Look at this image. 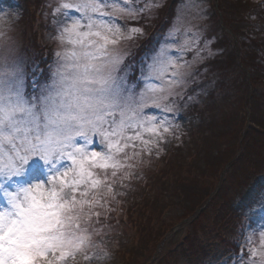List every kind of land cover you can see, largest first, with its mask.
<instances>
[{
	"label": "snow or ice",
	"instance_id": "6c2138e0",
	"mask_svg": "<svg viewBox=\"0 0 264 264\" xmlns=\"http://www.w3.org/2000/svg\"><path fill=\"white\" fill-rule=\"evenodd\" d=\"M6 4L0 0V11ZM137 11L143 9L129 0H63L54 18L64 51L56 53L49 80L40 84L33 78L32 96L18 60L0 57V196L5 201L0 207V264H57L81 250L90 242L81 227L85 206L99 203L92 190L104 183L100 177L107 178L109 167L111 176L117 175L121 159L132 158L125 150L135 149V141L156 144L168 132L164 119L144 113L150 104L159 107L181 82L180 66L167 46L142 72L145 87L138 99L116 75L122 62L116 46L141 29L132 27L125 37L115 16ZM145 134L155 139L145 140ZM96 135L101 144L106 142L105 153L89 155L76 146L77 137L87 145ZM64 160L71 165L64 167ZM93 168L105 171L94 173ZM30 173L36 178L18 182ZM247 255V264H264L255 251Z\"/></svg>",
	"mask_w": 264,
	"mask_h": 264
},
{
	"label": "rangeland",
	"instance_id": "374dc122",
	"mask_svg": "<svg viewBox=\"0 0 264 264\" xmlns=\"http://www.w3.org/2000/svg\"><path fill=\"white\" fill-rule=\"evenodd\" d=\"M61 2L63 0H37L32 2L28 0H7L4 10L0 11V57L16 58L24 75L27 76V66L35 58L33 56L30 57V54L25 51L23 46L25 42L24 36H22L25 28L23 18L24 14H29L34 11L33 8L35 5V9H38L40 13L38 16L40 19L36 25L44 35V41H47L46 43L48 45L56 47L57 51L63 52L64 46L57 39V19L54 18V9ZM129 2L137 10L143 9V11H137L133 15L127 13L117 14L115 21L120 27L121 34L125 37L128 35V30L132 27H137L141 31L131 40H121L118 46H116L115 51L122 58L116 75L123 81L125 91L138 99L145 87L142 72L146 71V65L152 63V58L159 53L160 49L167 46L171 58L180 66L179 71L181 76L179 79L181 82L172 89L173 94L168 96V99L163 101L159 107L150 104L144 108V113L148 117H155L158 120L164 119L167 122L166 126H168L169 130L167 133H164V139L158 140L156 144L150 143L145 146L140 141H135V149L129 147L125 150L132 158L121 159L122 167L117 170V175L112 177V169L109 167L106 170L108 173L107 178L104 176L100 177L101 180H104V183L98 189L92 190L95 192V196L93 197L94 201H99V203H94L91 208L85 206L86 215L81 226L87 229L90 242L81 250L70 252L63 260L57 261V264H125L128 259L126 260L123 254L127 244L132 243L130 242L131 239H136V237H133L134 231H131L129 228L126 229L128 226L125 224H121L118 227L116 225L114 227L113 225L105 224L98 226L93 224L94 219L98 220L99 215L100 218L109 212L117 211L121 196L127 198L128 203L130 200V202L134 201L132 198L137 199L139 197L142 199L144 196L147 198L150 197L148 190L144 193L143 187L145 184L143 185L142 181H148L146 184H149V171L151 175L153 167L155 168L157 165L159 167L160 164L164 165V157L168 153L172 154L173 159L181 160L180 162L183 163L185 160L188 161V154L198 150V154L196 153L198 156L195 158V170L198 169L199 172H202L205 169L209 173V170L204 164H209V162L214 160L207 157L203 152V148H206V145L202 146L204 140H206L205 136L212 137L214 140L210 143L208 142V147L218 148L217 151H222L223 155L225 154L223 157H228V160L219 166L221 167V171H219L215 179L216 184L211 185L210 190V187H206V182L209 181L206 178L204 185L199 188L205 194L208 191V201L210 203L216 205L219 202L220 206L222 205L221 210L218 208L212 212V204L211 207L207 204L204 213L200 216L201 223L210 222L211 224L213 222L209 217L211 212L215 216L217 212L228 210L230 209L228 201L233 207L235 200L237 198L239 200L242 197L240 201L243 202L242 207L244 208L241 214H250L257 221H260L259 230L261 233L258 242L260 249L258 250L264 260V198H258L256 196L248 198V191L246 189V187L249 189L247 182L249 183L250 181L256 182L259 180L261 185H264V134L262 131L264 121H260L259 125L253 123V128H250L251 132L257 129L259 132L262 131V133L251 134L249 131L250 134L246 136L242 135L241 139L239 137L240 131L244 129L240 119L242 114L239 110L241 108H228V115L225 117L227 110L221 112L219 109L212 108L211 99H208L210 92H215L223 79L217 73L218 70L216 72L213 66L220 56V52L224 50L220 47V43H223L221 41L225 40V44H228L230 41L237 39L232 29L235 28L237 30L239 27L238 23L232 22L230 25L229 23L226 25L221 17H218L223 6L221 0H129ZM242 2L245 3L246 7L252 3L264 4L263 0H243ZM237 5L239 6V4ZM237 5L231 4L227 5V7L233 11L237 8ZM231 15L235 17L237 14L233 12ZM258 24L260 25V22ZM147 40H150L149 43L152 42L150 44L151 47L148 50H144L147 52H143L140 56H135L136 48L148 46ZM56 66L57 62L55 65H50V69L55 70ZM30 67L34 70V66ZM134 72L137 74L134 76L135 78L141 76L139 83L138 80L131 81L130 79ZM48 76L49 78L45 81L50 79V71ZM170 78L171 71L169 72ZM149 82L153 84L159 83L157 80ZM43 83L44 81L42 79ZM27 87L26 83L27 95L32 96L34 92H29ZM218 97H220V93ZM181 102L183 104L182 108L180 106ZM194 104H198L195 107V113L187 111ZM165 107L171 108V111H165ZM256 108L255 112L260 117L259 115L264 113V102L260 100L256 103ZM248 109L246 110L248 111ZM250 112L251 114L253 113L252 110ZM185 113H188L189 116L185 117ZM116 115L119 117V113ZM189 117L194 124L193 131L196 132L190 137L186 133L180 134L183 131L192 129L191 123L188 120ZM227 118H232L234 124V127L228 129L229 131L222 125L212 126L215 124L214 120L227 121ZM261 118H264V116ZM249 123H251V120L247 119L245 129L248 128ZM220 133H225V136L219 138ZM144 139L151 140L155 138L145 134ZM243 139L247 146L244 150L238 151L237 144L239 145ZM76 146L84 147L89 155L92 151L101 153L107 151L106 142L105 144H101L98 135L93 136L92 143L87 145H85L81 138L77 137ZM149 149H151L150 154ZM174 153L176 154L173 155ZM206 157L208 158L207 160H202V158ZM220 159L221 161L223 160L222 157ZM172 164L176 167L175 162ZM62 165L67 167L71 165V161L64 160L62 161ZM225 168L227 169L226 172H224ZM91 170L94 173L105 171L95 168ZM162 170L166 171L165 167H162ZM261 173L263 174L260 175ZM257 174L260 177L256 176ZM254 177L255 179H252ZM32 178L36 177H33L30 173L29 177L23 178L18 182L23 183ZM150 182H153V178H151ZM108 185L111 186V192L108 190ZM45 187L47 188L48 185L46 184ZM244 192V196H241ZM117 195L119 197H116ZM105 202L108 205H105ZM116 203L119 205H116ZM4 204V198L0 196V207H3ZM223 204H226L228 207L226 208V205L223 207ZM232 210L234 209L232 208ZM96 213H99V215L97 216ZM179 214H182L181 209L177 210L174 207L172 209L168 208L165 213L171 219H174ZM116 215H122V208ZM198 217L199 215L195 218H182L176 223L173 229L174 232L167 236V239L172 242L178 241L185 237L188 233L187 231L192 232L194 235L195 230L192 223ZM176 232H180L181 234L174 237V233L177 234ZM198 235L202 239L205 237L201 232ZM169 246H171L170 243L163 245L164 248L160 256L156 254L154 261L149 260L147 263L142 262L140 264H164V258L169 259V264L190 263H187L184 257L188 255V248H179L175 255H180V259L175 262L171 260L174 253L170 252V254L169 250H167L170 248ZM127 264L133 263L129 261ZM190 264L193 263L191 262Z\"/></svg>",
	"mask_w": 264,
	"mask_h": 264
},
{
	"label": "trees",
	"instance_id": "16d2710c",
	"mask_svg": "<svg viewBox=\"0 0 264 264\" xmlns=\"http://www.w3.org/2000/svg\"><path fill=\"white\" fill-rule=\"evenodd\" d=\"M242 1L243 0H221L223 6L221 7V13H219L218 17H221L226 25L236 22L239 27L237 30H235V28L232 29L237 36V39L235 37V41L232 40L228 44H225V40L221 41L223 43L219 42L221 44L220 47L224 50L220 52V56L213 66L216 72L218 70L217 73H219L223 79L217 90L215 92H210L208 98L211 99L212 108L219 109L221 112L227 110L225 117L228 115V108H241L239 110L242 114L240 119L244 129H241L239 137L250 134V128H253V123L259 125L260 121H264V118H261L264 116V113L258 117L255 112L257 109L256 103L260 100L264 102V4L252 3L246 7L245 3ZM231 4H239V6L237 5V8L232 11L231 8L229 9L227 7V5ZM233 12L237 14L235 17L231 15ZM36 17V11L33 14H28L26 17L27 23L25 24L22 35L25 41L23 46L25 51L30 54L29 56L35 58L32 66H34L36 70L39 68L42 71H46L45 65L50 63L53 54H49L50 59L45 57L52 51V46L44 41V37L39 31V28L35 25ZM259 22L260 25L258 24ZM244 32H246V34H244ZM141 50H143L142 47L136 48L135 56H140ZM29 79L30 77H28V81ZM219 93L220 97H218ZM247 108H249L248 111L246 110ZM250 110H252V114ZM247 119H250L251 123H249L248 128L245 129ZM214 122L215 124L212 125L213 127L222 125L227 128V131L234 127L232 118L227 121L214 120ZM262 131L264 134V128H262ZM262 131L259 132L256 129L253 130L251 134L262 133ZM224 136L225 133H220L219 138ZM205 138L206 140H204L202 146L206 145V148H203V152L207 157L214 160L209 162V164L203 163L209 170V173L205 169L202 172H199L198 169L195 170V158L198 156V150L188 154V161L185 160L183 163L180 162L181 160L173 159L172 154H167L164 157L165 161L163 159L164 165L160 164L159 167L158 165L156 166L157 168L153 167L151 175L149 171V184H146L148 181H142L143 185L145 184L143 191L146 193L148 190L150 192V197L147 198L144 196L142 199L139 197L137 199L132 198L134 201L130 202V200L129 203L126 200L127 198L120 197V207L123 206L121 207V216L116 215L117 212L121 211L119 207L117 211L109 212L98 220L94 219L93 224L98 226L105 224L113 225L114 227L116 225L118 227L121 224H125L128 226L126 229L129 228L131 231H134L133 237H136V239H131L130 242L132 243L127 244L123 254V256L126 257L125 259H128L125 264L129 263V261L133 264H140L142 262L147 263L149 260L154 261L156 259V254L160 256L164 248L163 245H166V243L171 244V246H169L170 248L167 250H169V253H174L171 260L175 262L180 259V255H175L179 248H188V255L184 256L187 262L200 264L203 259H206L207 263H209V257L211 259L213 258V254L215 253L214 250L218 251L219 245L227 242L226 240H228L227 238L235 225V217L230 214L228 210L217 212L214 216L212 212L216 211L218 208L221 210L222 205L220 206L219 202L216 205L210 203L208 201V191L205 194L202 190H199V188L204 185L206 179L209 180L206 182V187H210L209 190L211 189V185L216 184L215 179L219 171H221V167L219 166L228 160V157H223L225 154L223 155L222 151L218 152V148L208 147V144L214 141L212 137L205 136ZM237 146V150L240 151L244 150L247 144L243 139ZM175 154L176 153L173 155ZM207 157L202 158V160H207ZM221 157L223 158L222 161L220 159ZM174 162L176 163V167L172 164ZM162 167H165L166 171H163ZM151 178H153V182H150ZM132 204L134 205L132 206ZM207 204L209 207H211L212 204V212L209 216L210 220H213L211 224L210 222L201 223L200 216L204 213ZM225 205L226 204H223V207H225ZM173 207L177 210L181 209L182 214L171 219V217H167L165 213L168 208L172 209ZM227 207L226 205V208ZM197 215H199V217L195 219L196 221L192 223L193 225L190 224L194 226V235L192 232L190 233V231H187L188 233L185 237L178 241L172 242L167 239V236L174 232L173 229L178 221L187 217L195 218ZM91 228H93V226H91ZM200 232L202 235H205L204 239H202L201 236L199 237L198 234ZM176 233L177 234L174 233V237L181 234L180 232ZM186 244L187 246L185 247ZM163 262L164 264H169V259L164 258Z\"/></svg>",
	"mask_w": 264,
	"mask_h": 264
}]
</instances>
